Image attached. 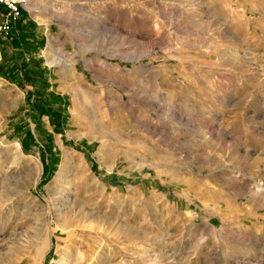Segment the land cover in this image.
Returning a JSON list of instances; mask_svg holds the SVG:
<instances>
[{"label": "rangeland", "instance_id": "374dc122", "mask_svg": "<svg viewBox=\"0 0 264 264\" xmlns=\"http://www.w3.org/2000/svg\"><path fill=\"white\" fill-rule=\"evenodd\" d=\"M0 264H264V0H27Z\"/></svg>", "mask_w": 264, "mask_h": 264}, {"label": "built area", "instance_id": "2783aa9c", "mask_svg": "<svg viewBox=\"0 0 264 264\" xmlns=\"http://www.w3.org/2000/svg\"><path fill=\"white\" fill-rule=\"evenodd\" d=\"M27 0H0V35L9 33L21 16Z\"/></svg>", "mask_w": 264, "mask_h": 264}, {"label": "bare ground", "instance_id": "6f19581e", "mask_svg": "<svg viewBox=\"0 0 264 264\" xmlns=\"http://www.w3.org/2000/svg\"><path fill=\"white\" fill-rule=\"evenodd\" d=\"M55 64H58V62H55ZM16 148H17V150L19 151V147L16 146ZM20 154H21V153H20ZM65 160H67V161L69 160V156H68V155L65 156Z\"/></svg>", "mask_w": 264, "mask_h": 264}]
</instances>
